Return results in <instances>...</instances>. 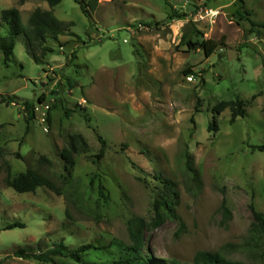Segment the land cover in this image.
Listing matches in <instances>:
<instances>
[{
    "label": "rangeland",
    "instance_id": "obj_1",
    "mask_svg": "<svg viewBox=\"0 0 264 264\" xmlns=\"http://www.w3.org/2000/svg\"><path fill=\"white\" fill-rule=\"evenodd\" d=\"M82 1L86 14L73 0L54 7L0 0V14L15 8L23 25L40 9L71 22L74 33L48 38L44 45L52 52L40 57L37 48L39 62L26 52L22 35L7 64L0 52V264L124 258L132 217L146 222L141 254L149 264H189L198 251L240 244L254 224L251 208L264 218V151L254 148L264 146V26L251 25L264 22V0ZM171 8L181 17L168 20ZM183 34L191 43L212 40L218 47L206 57L182 42ZM6 35L0 22V37ZM66 77L78 87L69 89ZM7 98L14 103H3ZM236 99L245 114L234 123L229 107L213 112ZM26 101L34 107L27 129ZM211 122L216 129L208 131ZM78 135L87 147L77 141L74 165L67 168L60 153ZM98 137L105 147L97 160ZM184 150L200 186L183 166ZM27 169L59 194L46 187L18 194L7 187V177ZM158 177L176 184L181 224L167 219L152 225L154 202L163 194ZM74 185L81 197L75 203L64 196ZM14 222L24 228L6 229ZM59 242L68 249L109 247L86 252L82 263L13 256L18 248L43 253ZM229 258L250 263L242 252Z\"/></svg>",
    "mask_w": 264,
    "mask_h": 264
},
{
    "label": "trees",
    "instance_id": "obj_2",
    "mask_svg": "<svg viewBox=\"0 0 264 264\" xmlns=\"http://www.w3.org/2000/svg\"><path fill=\"white\" fill-rule=\"evenodd\" d=\"M27 0H18L19 4H22ZM46 2L50 7L58 5L62 0H42ZM75 3L80 5V8L84 14V4L82 0H73ZM240 4L242 2L240 1ZM241 8V7H240ZM181 17V15L175 13L171 8V13L168 16V20ZM0 22L7 28V35L0 37V52L3 56V63L7 64L13 53L15 46V40L18 36L22 35L24 37V46L26 52L33 58L35 62H39L40 58L36 55V49L40 50V57L52 52L50 47L44 45L48 38L57 41L58 36L70 34L74 36V33H70L69 28L73 26L70 23H64L59 21L54 15L49 11H44L40 9H35L28 17L27 23L22 24L20 15L17 9L10 8L3 10L0 14ZM251 25L264 26V22L257 25L251 23ZM182 42L190 47H200L206 57H209L214 53L215 49L218 47V43L212 40H202L200 43H191L186 40V35L183 34ZM186 74H192L191 70H187ZM66 85L69 89H75L78 87V83L75 82L70 77L65 78ZM42 100V98H39ZM3 103L9 105L14 103L11 99H4ZM23 108L26 112V129L28 128L29 122L34 119V107L30 102H23ZM229 107L230 109V119L229 123L232 124L237 118H242L245 114L244 103L236 99L232 102H223L218 105L217 108L213 109L214 113L221 112L224 108ZM68 115L67 112H65ZM46 122L49 125L50 115H46ZM208 131H213L216 129V125L211 122L207 126ZM79 141L82 147L86 148L87 145L82 136H70L68 138L67 147L63 148L60 157L64 161L67 168H71L74 165L73 155L78 152L77 144ZM100 143L99 153L95 156L98 160L103 157L105 142L98 137ZM255 149L259 151H264V146H256ZM183 159V166L186 172L189 173L191 180L197 186H200L199 177L196 170L193 168V163L187 150H184L181 154ZM160 184L162 185V198L155 200L153 210L154 217L152 219L153 226L161 225L165 220H176L181 224L180 218L175 213V208L178 205L179 193L176 189V184L167 178L158 177ZM93 180H91L92 182ZM7 187L11 188L14 192L18 194L34 192L39 187H46L52 192L59 194L58 189L47 179L43 178L36 172L27 169L25 172L19 173L13 178L7 177L5 179ZM98 194L102 198L103 203L108 204L109 198L104 193L103 186L98 184ZM67 200L75 203L76 201H81V197L78 193L76 186H71L69 194L64 195ZM74 199V200H73ZM222 211L224 216L229 218L230 213L225 206V201L222 202ZM254 224L249 230L247 236L240 244L227 243L222 246L219 250L210 251H198L192 262L189 264H264V218L260 212L255 211L251 208ZM146 227V222L138 217H132L127 221V233L129 238V245L127 250L129 255L124 258H119L108 262L107 264H149V257L142 255L141 250L144 246V236L143 231ZM13 228H24L23 223L14 222L6 227V229ZM109 244L104 246H96L93 244H87L80 246L76 249H68L63 242H59L52 249L45 251L43 253H34L27 250V248H18L13 256L21 259H32L40 263H53L55 257H67L76 263H82L83 254L92 249H107ZM242 252L248 256L250 263L233 260L229 258L230 254ZM169 264H181L176 261H171ZM187 264V263H186Z\"/></svg>",
    "mask_w": 264,
    "mask_h": 264
},
{
    "label": "built area",
    "instance_id": "obj_3",
    "mask_svg": "<svg viewBox=\"0 0 264 264\" xmlns=\"http://www.w3.org/2000/svg\"><path fill=\"white\" fill-rule=\"evenodd\" d=\"M189 79H191V78H189Z\"/></svg>",
    "mask_w": 264,
    "mask_h": 264
}]
</instances>
